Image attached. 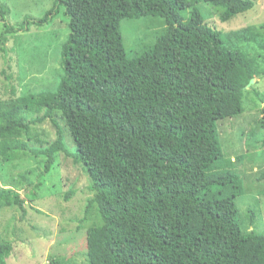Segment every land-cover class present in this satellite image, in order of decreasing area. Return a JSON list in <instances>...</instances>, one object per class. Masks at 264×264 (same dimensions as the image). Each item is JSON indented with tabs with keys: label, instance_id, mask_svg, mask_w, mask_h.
<instances>
[{
	"label": "trees",
	"instance_id": "obj_1",
	"mask_svg": "<svg viewBox=\"0 0 264 264\" xmlns=\"http://www.w3.org/2000/svg\"><path fill=\"white\" fill-rule=\"evenodd\" d=\"M207 6L225 23L256 1L54 0L45 16L18 18L19 26L0 11L2 51L9 35L53 23L67 29L56 86L26 95L12 86V96L0 99V210L25 213L28 201L44 197L49 173L65 155L89 179L93 196L84 214L95 211L99 219L87 230L88 264H264L261 209L256 202L239 218L242 179L233 160L223 159L217 130L219 120L244 112L248 93L264 102L257 88L264 23L223 32L209 21ZM62 10L64 20L55 23ZM145 16L162 27L130 56L121 23ZM46 119L57 132L51 141L31 132ZM29 155L42 157L33 178L30 170L15 172ZM218 184L230 190H213ZM13 249L0 235V264Z\"/></svg>",
	"mask_w": 264,
	"mask_h": 264
},
{
	"label": "rangeland",
	"instance_id": "obj_2",
	"mask_svg": "<svg viewBox=\"0 0 264 264\" xmlns=\"http://www.w3.org/2000/svg\"><path fill=\"white\" fill-rule=\"evenodd\" d=\"M255 1L256 6L252 10L230 22H221L220 12L209 6L206 7L209 15L206 14L213 26L223 32L248 25L259 26L264 23V0ZM53 4L54 0H0V11L8 23L19 26L20 20L42 18L52 10ZM204 5H201L203 10ZM55 18V23L62 22L65 18L63 10ZM158 21L160 19L152 16L122 21L121 30L130 56L153 43L155 32L162 27ZM45 27H33L29 32L9 35L8 42L1 45L7 51L0 50V99L12 96V86L17 88V95L37 93L56 86L61 74L59 49L67 29L60 27L57 30L54 23L47 25L48 29ZM4 31L5 26L0 21V37ZM7 75L15 76L16 80L8 79ZM258 87L264 90V78ZM263 109L264 102L250 92L244 96V112L240 116L217 122L223 159L229 163L233 160L234 169L237 168L242 179L243 194L237 198L239 218L244 217L243 211L257 202L261 211L256 223L261 231H264V178L261 177L264 171V129L259 126V119L264 116ZM56 117L63 127L68 146H71L65 119L58 114ZM35 129L44 132L45 140L57 137L50 119L34 124L32 134L36 133ZM35 146L41 145L32 142V147ZM41 159L29 155L19 161L15 172L30 170L28 175H32ZM72 161L70 157L61 155L59 165L49 173L43 188L44 197L28 201L24 205L25 213L13 206L0 210V235L14 245L7 264H45L52 258L63 264H88L87 230L99 219L95 211L87 216L84 214L93 192L88 186V176ZM11 167H6V170L10 171ZM229 168L236 173L231 165ZM225 189L230 190V187L223 184L213 187L217 192Z\"/></svg>",
	"mask_w": 264,
	"mask_h": 264
}]
</instances>
